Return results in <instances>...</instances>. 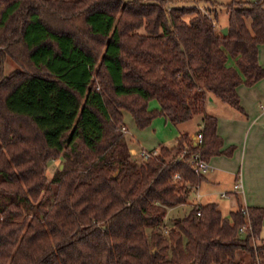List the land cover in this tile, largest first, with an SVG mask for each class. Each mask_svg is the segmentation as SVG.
I'll return each mask as SVG.
<instances>
[{"label": "trees", "instance_id": "trees-1", "mask_svg": "<svg viewBox=\"0 0 264 264\" xmlns=\"http://www.w3.org/2000/svg\"><path fill=\"white\" fill-rule=\"evenodd\" d=\"M166 4L0 0V264H264L261 207L195 203L164 225L203 176L180 153L222 152L208 101L241 110L236 87L264 77V0H230L226 35ZM123 111L139 129L201 115L202 144L182 132L140 160Z\"/></svg>", "mask_w": 264, "mask_h": 264}, {"label": "crops", "instance_id": "crops-1", "mask_svg": "<svg viewBox=\"0 0 264 264\" xmlns=\"http://www.w3.org/2000/svg\"><path fill=\"white\" fill-rule=\"evenodd\" d=\"M177 4V2L172 3L173 6H186ZM257 59L259 64L264 67V43L258 45ZM236 92L239 97L241 110L224 103V105L215 104L216 109H213L212 112L206 110L207 113L216 117V134L221 139L220 150L222 152L206 160L208 170L203 174L197 187L191 189L187 203H190V201L199 204L215 202L218 204L223 215H228L231 210L238 207H261L263 208L261 230H263L264 77L249 86L245 84L238 85ZM154 101L152 104L153 108L151 109L159 107L157 101ZM150 104L151 101L148 102V108ZM156 118L164 123L162 127L165 128V132H157V128L155 129L154 135L157 142L150 149H158L160 145H164L170 140H174L175 142V138L182 132L192 136L202 124V119L200 118L196 122L194 129L189 130L182 123L177 125L171 124L163 116ZM126 135H129L131 148H143L139 141L130 134L128 129ZM237 179L240 181L241 189L234 192L233 183ZM221 192H226L227 195L221 196ZM202 199H204V202H201ZM184 204L168 208L167 213L169 210H173ZM174 218L177 217H169L170 222H164V225L171 227ZM165 219H167V215Z\"/></svg>", "mask_w": 264, "mask_h": 264}, {"label": "rangeland", "instance_id": "rangeland-1", "mask_svg": "<svg viewBox=\"0 0 264 264\" xmlns=\"http://www.w3.org/2000/svg\"><path fill=\"white\" fill-rule=\"evenodd\" d=\"M173 2H177L178 4L186 5V6H197L198 8L199 6H201L205 8L210 13V15H212L217 21V27H216L217 33L221 34L220 32L221 28L224 26H227V23H228L227 3L230 2V0H167L166 5L168 7H171L173 6L172 5ZM190 16H191L190 14L185 15L184 19L188 20ZM13 67H15V64L11 60H7L6 65H5V72L10 71ZM150 101H151V104L149 105L150 106L149 108L151 109L153 108L152 104L155 101L154 100H150ZM215 104H223V103H221L218 99L214 98L212 101H209L208 105L206 104V106H208L206 107V110L209 112L210 111L212 112L213 109L214 110L216 109ZM200 118L202 119V116L197 114V115L192 116V118H190L189 120L182 122V124H184L183 126H186V128H188L189 130H192L194 129L196 122ZM122 121H123V124L127 127L130 134L133 135L139 141L140 145L145 149H150L153 145L156 144L157 141L155 140V135H154L156 128H157V132H161V133L165 132V128L162 127L164 126V123H162V121H160V119L156 117L151 121V123L149 124V127L145 129H139L135 126L133 118L128 111H123ZM125 136L128 140L130 139L129 135H126V133H125ZM173 142L174 140H170V141H167L164 145L171 146ZM60 161H61V158H56V159L51 160L48 163V166L45 171L48 178H50L52 173L56 170ZM188 184L189 183H185L187 187H189L190 189H194L193 185L190 186ZM201 202H204V199H202ZM195 203L196 202L190 201V203H185L184 205L179 206L173 210H169L168 213L166 214L167 219H164V222L166 223L170 222L168 218L172 216H176V217L184 216ZM164 229L166 228H163V230ZM263 236H264V229L261 230L260 232V237L264 238Z\"/></svg>", "mask_w": 264, "mask_h": 264}, {"label": "built area", "instance_id": "built-area-1", "mask_svg": "<svg viewBox=\"0 0 264 264\" xmlns=\"http://www.w3.org/2000/svg\"><path fill=\"white\" fill-rule=\"evenodd\" d=\"M199 9L202 11V13H204L211 20L213 28L216 30V27H217L216 19L212 15H210V13L205 8L199 6ZM118 128L123 134L127 133V129L124 126V124H121ZM202 140H203V135L199 129L196 132H194L192 136H190L191 143H193V145L197 147H199L202 144ZM130 153L134 157L140 160H145V159L151 158L155 156L156 154H158V149L157 148H154V149L131 148ZM178 158L187 162L188 165H190V167L196 174L203 175L208 170L207 161L201 157V154L198 150L191 152L190 154H188L186 150H183L180 153ZM174 177L179 178V174L175 173ZM197 185L198 184L193 185L194 188H196ZM240 189H241V184H240V181L237 179L233 183V191L236 192V191H239ZM226 195H227L226 192H221V196H226ZM241 210H242V213L245 215V217H247V214H248L247 207H242ZM248 227H249V222L248 220H246V223L239 227L238 229L239 233H244V231ZM163 232L166 234L167 229H164Z\"/></svg>", "mask_w": 264, "mask_h": 264}, {"label": "water", "instance_id": "water-1", "mask_svg": "<svg viewBox=\"0 0 264 264\" xmlns=\"http://www.w3.org/2000/svg\"><path fill=\"white\" fill-rule=\"evenodd\" d=\"M220 32H221L222 35H226L227 34V27L226 26L222 27Z\"/></svg>", "mask_w": 264, "mask_h": 264}]
</instances>
